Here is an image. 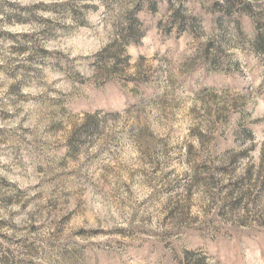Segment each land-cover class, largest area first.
<instances>
[{
  "label": "rangeland",
  "instance_id": "374dc122",
  "mask_svg": "<svg viewBox=\"0 0 264 264\" xmlns=\"http://www.w3.org/2000/svg\"><path fill=\"white\" fill-rule=\"evenodd\" d=\"M0 264H264V0H0Z\"/></svg>",
  "mask_w": 264,
  "mask_h": 264
},
{
  "label": "trees",
  "instance_id": "16d2710c",
  "mask_svg": "<svg viewBox=\"0 0 264 264\" xmlns=\"http://www.w3.org/2000/svg\"><path fill=\"white\" fill-rule=\"evenodd\" d=\"M65 6V5H64ZM141 10V6L140 7H136L135 12H129L126 20L128 21V27L125 30L126 34L125 36H122V40L124 43H129L130 40H132L134 43L138 42L143 34H139L137 33V26L140 24L139 20L136 18V14ZM131 38V39H130ZM258 46L261 45V40H257L256 43ZM262 46V45H261Z\"/></svg>",
  "mask_w": 264,
  "mask_h": 264
}]
</instances>
